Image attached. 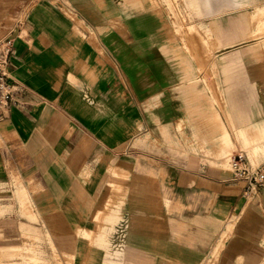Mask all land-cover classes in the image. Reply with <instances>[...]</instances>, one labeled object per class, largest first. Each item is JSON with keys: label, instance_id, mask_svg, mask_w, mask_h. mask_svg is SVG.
I'll return each instance as SVG.
<instances>
[{"label": "crops", "instance_id": "crops-1", "mask_svg": "<svg viewBox=\"0 0 264 264\" xmlns=\"http://www.w3.org/2000/svg\"><path fill=\"white\" fill-rule=\"evenodd\" d=\"M236 6L197 0L181 21L161 0H0V39L20 30L7 219L74 264H264V186L245 199L228 167L243 142L264 154V41L249 37L264 5Z\"/></svg>", "mask_w": 264, "mask_h": 264}, {"label": "rangeland", "instance_id": "rangeland-1", "mask_svg": "<svg viewBox=\"0 0 264 264\" xmlns=\"http://www.w3.org/2000/svg\"><path fill=\"white\" fill-rule=\"evenodd\" d=\"M166 3L168 11L172 15L179 17L181 21L191 19V14L197 10V0H161ZM221 4L222 11H230L229 2H236L238 10L247 9L249 11L255 5H264V0H214ZM209 3L206 5L208 7ZM235 9V8H234ZM249 37L260 38L264 41V24L252 23ZM181 29V28H180ZM180 31V30H179ZM186 33H193L192 28H187ZM264 45V44H263ZM243 147L249 152L254 163H257L264 154L254 156L248 143L243 142ZM226 154V158L228 157ZM260 155V156H259ZM263 155V157H261ZM19 207L15 213L19 216L26 215L35 221L36 217L27 205L23 190H16ZM11 206L6 207L0 201V264H74L73 253L59 250L48 236H44L38 229L23 225L21 220H8L7 215L11 211Z\"/></svg>", "mask_w": 264, "mask_h": 264}, {"label": "built area", "instance_id": "built-area-1", "mask_svg": "<svg viewBox=\"0 0 264 264\" xmlns=\"http://www.w3.org/2000/svg\"><path fill=\"white\" fill-rule=\"evenodd\" d=\"M17 26L13 27L0 39V117L2 111L7 109L15 101L14 91L21 87L12 74L13 43L20 34ZM228 167L233 177L245 182L243 196L245 199L251 193L264 186V163H251L248 153L244 149H238L229 154Z\"/></svg>", "mask_w": 264, "mask_h": 264}]
</instances>
